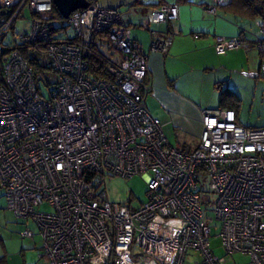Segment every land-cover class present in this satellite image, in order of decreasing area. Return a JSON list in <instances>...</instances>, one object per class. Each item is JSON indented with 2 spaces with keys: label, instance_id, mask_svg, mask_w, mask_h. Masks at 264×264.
<instances>
[{
  "label": "built area",
  "instance_id": "obj_1",
  "mask_svg": "<svg viewBox=\"0 0 264 264\" xmlns=\"http://www.w3.org/2000/svg\"><path fill=\"white\" fill-rule=\"evenodd\" d=\"M180 1L161 2L149 21L176 20ZM226 1L207 9L215 14ZM88 2L64 18L75 36L61 38L52 31L54 0H0V186L9 209L35 221L52 264H185L191 250L201 255L195 264H228L237 253L264 264V126L242 124L233 108L205 110L197 146L171 144L147 106L149 58L132 27L118 8ZM26 7L30 30L17 31ZM259 26L264 33V22ZM255 42L264 74V42ZM171 43L153 37L152 50ZM105 44L120 58L105 53ZM244 46L241 35L218 36L215 51ZM25 48L55 73L51 83L37 78ZM90 51L105 57L109 78L89 76ZM41 84H52L48 97ZM134 175L145 176L147 201H110L106 178ZM202 175L216 195L223 256L212 247Z\"/></svg>",
  "mask_w": 264,
  "mask_h": 264
},
{
  "label": "crops",
  "instance_id": "obj_2",
  "mask_svg": "<svg viewBox=\"0 0 264 264\" xmlns=\"http://www.w3.org/2000/svg\"><path fill=\"white\" fill-rule=\"evenodd\" d=\"M163 1L99 0L103 7L120 10L124 22L132 27L133 38L148 55V79L152 83V91L146 103L152 114L156 111V115L153 114L155 117L164 119L163 129L171 144L184 150L195 148L203 130L202 116L205 110L233 108L242 124L264 126V121H256L254 124L248 121L244 112V95L232 84L228 75L236 70V74L241 72L243 76L247 75L255 84L260 81L261 59L254 41V24L255 21H263L261 16L248 4L238 0H227L217 7L215 14L207 9L213 0H182L176 20L169 23L150 22L152 8ZM240 35L245 38L247 46L230 50L224 55L216 53L218 36ZM167 36L172 41L168 49L153 51L152 38L164 39ZM102 49L111 54L113 59L120 58V54L108 50L107 44ZM224 91L227 92L226 101H222ZM9 219L19 220L25 227L22 231L29 229L33 235L23 236L19 242L0 236V260L3 259L5 264H19V260L21 264H52L43 255V242L37 224L32 218H18L9 209L4 189L0 186V225L8 223ZM29 220L34 223L33 230L28 227L31 224ZM10 245H17L13 254ZM236 255L246 257L247 262L235 258L234 264L250 263L248 255L237 253L232 256ZM144 264L162 263L153 260Z\"/></svg>",
  "mask_w": 264,
  "mask_h": 264
},
{
  "label": "rangeland",
  "instance_id": "obj_3",
  "mask_svg": "<svg viewBox=\"0 0 264 264\" xmlns=\"http://www.w3.org/2000/svg\"><path fill=\"white\" fill-rule=\"evenodd\" d=\"M24 16L19 18L15 25V30L20 31H29L31 27V22L33 20V15L31 13V10L29 7H26L24 12ZM256 37L254 41H257L260 38H264V33L261 31V28L259 26V23L255 21L254 24ZM75 36L73 29L70 27L67 29V31H61L59 33V37H70L73 38ZM258 50V49H257ZM259 52V50H258ZM38 56H40L42 59H44V62H48V58L45 54L38 53ZM260 59H262L260 55ZM235 72L229 73V78L232 84L234 83L235 86H237L240 89V93H243V101H244V112L247 114L248 121L252 122L253 124L256 121H264V74L260 73V81L255 84V82H252L250 78L246 77L247 75L243 76L241 72H239V75L236 74V70H233ZM241 71V70H240ZM247 71V70H244ZM243 73V72H242ZM42 83L46 81H50V83L55 79V73H53L51 70H47L45 72V75H40ZM254 80V79H253ZM257 80V79H256ZM43 93L45 96H49V91L52 88L51 86H46L44 84H41ZM214 102L217 104V99L215 98ZM242 104V103H241ZM153 114L156 115V111H153ZM164 123V119L161 120ZM166 130V129H165ZM188 151V150H186ZM106 191L108 195V199L112 202H118L123 203L126 205H130L133 207L139 206L141 203L147 201L148 194H147V180L145 176L143 175H134L130 178H125L122 176H109L106 178L105 182ZM199 187L202 190V197H203V205L204 208H206L207 211V217L209 218V221L213 227L212 232V247L215 249V252L217 255L223 256L225 255V249L221 245L220 239L216 236L219 233V223L215 219V198L216 195L212 192H210L209 187V178L207 175H202L199 182ZM40 210H51L52 208L48 205H42ZM17 220V219H16ZM9 222L6 224L0 225V236H3L7 239H10V241L19 242V240H22L23 237V229L25 228L21 222L19 223V220L13 221L11 219L8 220ZM31 223L29 228L32 230L34 229V223L29 220ZM22 234V236H21ZM17 246V245H16ZM16 246L10 245V251L11 254H13L16 251ZM239 259L247 262L246 257H242L240 255L236 256H228L227 260L229 264H234V259ZM201 259L200 253L197 251L191 250L189 252V257L187 258V261L185 264H195V261ZM19 264H21V261L19 260ZM169 264V263H166Z\"/></svg>",
  "mask_w": 264,
  "mask_h": 264
},
{
  "label": "trees",
  "instance_id": "obj_4",
  "mask_svg": "<svg viewBox=\"0 0 264 264\" xmlns=\"http://www.w3.org/2000/svg\"><path fill=\"white\" fill-rule=\"evenodd\" d=\"M242 2L243 4H248L256 14H259L264 22V0H238ZM51 23H52V31L53 33H59L61 31H67L68 28H70L69 24L66 20L60 15L56 7L54 8V11L51 13ZM261 41L264 42V38H260ZM93 49L97 52H100V49H98L97 44L93 43ZM22 54L28 59V61L33 65L35 74L37 78L40 75H45V72L49 70L48 66H45V64H41L39 62L38 57L31 54L28 48H25L22 50ZM86 58L89 61V76L90 77H96L98 79H107L110 77L108 70H107V61L105 60L104 56H99L95 52H87ZM38 81H40L38 79ZM226 91V90H225ZM222 92V101H226L227 92ZM0 264H5V261L3 259L0 260ZM109 264H113L110 262Z\"/></svg>",
  "mask_w": 264,
  "mask_h": 264
},
{
  "label": "water",
  "instance_id": "obj_5",
  "mask_svg": "<svg viewBox=\"0 0 264 264\" xmlns=\"http://www.w3.org/2000/svg\"><path fill=\"white\" fill-rule=\"evenodd\" d=\"M58 12L63 18H68L74 11L80 8H86L88 0H54Z\"/></svg>",
  "mask_w": 264,
  "mask_h": 264
}]
</instances>
